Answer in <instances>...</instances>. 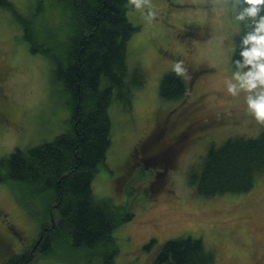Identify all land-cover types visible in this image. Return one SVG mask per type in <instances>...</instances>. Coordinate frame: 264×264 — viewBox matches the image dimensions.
<instances>
[{
    "label": "rangeland",
    "instance_id": "obj_1",
    "mask_svg": "<svg viewBox=\"0 0 264 264\" xmlns=\"http://www.w3.org/2000/svg\"><path fill=\"white\" fill-rule=\"evenodd\" d=\"M10 1L21 17L33 21L36 32L45 18L58 22L53 0ZM152 2L158 14L151 23L131 5L128 10L138 26L128 42V64L142 69L145 82L134 88L130 110L118 100L110 105L107 165L92 183L96 198L125 204L135 213L114 229L120 249L115 264H154L166 240L186 236L202 238L216 254V264H264V171L247 192L205 196L188 180L190 169L202 164L212 145L220 146L232 136H256L264 128L246 115L243 94L233 98L223 90L230 72H220L218 66L233 54L231 21L213 16L215 0ZM177 61L184 62L186 80L193 77L190 90L183 100H164L159 83ZM0 108L10 114L0 122V159L16 147L25 150L51 141L71 127V110L62 87L53 81L51 61L32 52L15 14L1 7ZM173 117L178 122L171 128L165 119ZM158 122L153 146L147 148ZM206 122V127L195 126ZM191 124L179 145L165 146ZM144 139L147 149L140 153L138 143ZM57 216L55 212V220ZM43 222L29 187L1 181L0 243L6 246L0 248V264L32 250ZM34 255L33 264H83Z\"/></svg>",
    "mask_w": 264,
    "mask_h": 264
},
{
    "label": "trees",
    "instance_id": "obj_2",
    "mask_svg": "<svg viewBox=\"0 0 264 264\" xmlns=\"http://www.w3.org/2000/svg\"><path fill=\"white\" fill-rule=\"evenodd\" d=\"M53 4L59 12L57 24L45 18L36 32L33 21L21 17L10 0H0V7L12 11L23 26L32 52L51 61L53 81L62 87L71 110L68 131L25 150L16 147L0 159V182L29 187L44 221L38 244L3 264H33L35 252L69 263L115 264L120 249L114 229L135 213L125 204L96 198L92 183L100 167L107 165L110 105L118 100L130 110L134 88L145 82L142 69L128 64V42L138 26L128 17V0ZM238 41L234 37V44ZM232 58H239L234 50ZM192 80L166 72L159 83L160 97L183 100ZM157 130L158 126L147 148L153 146ZM263 171L264 128L256 136H232L220 146L212 145L202 164L190 169L188 180L205 196L247 192ZM154 264H216V254L200 237H175L162 244Z\"/></svg>",
    "mask_w": 264,
    "mask_h": 264
},
{
    "label": "clouds",
    "instance_id": "obj_3",
    "mask_svg": "<svg viewBox=\"0 0 264 264\" xmlns=\"http://www.w3.org/2000/svg\"><path fill=\"white\" fill-rule=\"evenodd\" d=\"M128 3L149 23L158 14L152 0ZM210 10L218 20H230L233 36L239 37L233 46L239 58L228 56L218 66L220 72H230L223 90L233 98L243 94L246 115L264 125V0H215ZM173 71L185 76L184 62L177 61Z\"/></svg>",
    "mask_w": 264,
    "mask_h": 264
},
{
    "label": "flooded vegetation",
    "instance_id": "obj_4",
    "mask_svg": "<svg viewBox=\"0 0 264 264\" xmlns=\"http://www.w3.org/2000/svg\"><path fill=\"white\" fill-rule=\"evenodd\" d=\"M9 111H7L6 109H4V108H0V122H3V121H5V120H7L8 118H9ZM165 119V118H164ZM164 119H162L161 121H163ZM160 121V122H161ZM178 122V118L177 117H173V118H171L170 119V121H169V118H166L165 119V122L167 123V122H169V124H170V126H171V128L173 127H175V125L177 126V122ZM160 122H158L157 124V126L159 127L160 125H159V123ZM208 125V123L206 122V123H198V124H195V126H203V127H206ZM194 126H192V124L191 125H186V126H183L180 130H179V132L178 133H176L175 135H174V137H172V138H170V140H168V141H166V143H165V146H173V145H179L180 143H181V141H182V138L184 137V136H188L186 133H188L190 130H191V128H193ZM167 128H169L168 127V125H167ZM151 134H152V132L150 133V135H148V136H151ZM147 136V137H148ZM180 141V142H179ZM143 143H146V140L144 139V140H141L139 143H138V145L140 144V153H144V151L147 149L146 148V146L143 144ZM183 143V142H182ZM137 148V146L135 147V149ZM135 149H133V151H132V155H135Z\"/></svg>",
    "mask_w": 264,
    "mask_h": 264
},
{
    "label": "water",
    "instance_id": "obj_5",
    "mask_svg": "<svg viewBox=\"0 0 264 264\" xmlns=\"http://www.w3.org/2000/svg\"><path fill=\"white\" fill-rule=\"evenodd\" d=\"M37 244H38V242H37Z\"/></svg>",
    "mask_w": 264,
    "mask_h": 264
}]
</instances>
